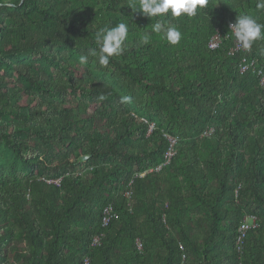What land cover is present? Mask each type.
Wrapping results in <instances>:
<instances>
[{
	"label": "trees",
	"instance_id": "trees-1",
	"mask_svg": "<svg viewBox=\"0 0 264 264\" xmlns=\"http://www.w3.org/2000/svg\"><path fill=\"white\" fill-rule=\"evenodd\" d=\"M256 4L208 0L170 20L179 44L140 45L155 18L129 0H0V264H264V40L231 55L229 28L240 14L264 23ZM119 22L124 53L81 64ZM217 32L230 37L211 50ZM244 56L255 72H240ZM166 135L176 154L150 172ZM247 215L257 227L239 253Z\"/></svg>",
	"mask_w": 264,
	"mask_h": 264
},
{
	"label": "clouds",
	"instance_id": "clouds-1",
	"mask_svg": "<svg viewBox=\"0 0 264 264\" xmlns=\"http://www.w3.org/2000/svg\"><path fill=\"white\" fill-rule=\"evenodd\" d=\"M207 4L208 0H129L128 8L134 13L140 12L152 21L155 18V23L152 22L150 25L151 33L142 34L138 43L140 45L149 44L151 34L154 33L171 45L179 44L183 34L178 25L171 23L170 20L184 16L195 17L198 11L204 9ZM256 8L264 10V0H257ZM229 28L236 43L243 49H250L255 42L264 40V23L259 22V19L252 15H238ZM128 39L129 25L126 22L107 25L95 33V47L89 48L87 55H81L79 62L86 64L89 57H92L99 66L108 67L113 57H119L124 53ZM98 99L103 101L105 96L100 95ZM120 102L129 104L132 102V97L121 96Z\"/></svg>",
	"mask_w": 264,
	"mask_h": 264
},
{
	"label": "built area",
	"instance_id": "built-area-1",
	"mask_svg": "<svg viewBox=\"0 0 264 264\" xmlns=\"http://www.w3.org/2000/svg\"><path fill=\"white\" fill-rule=\"evenodd\" d=\"M228 37H230V36L229 35L225 36L224 34H222L220 32L215 33L208 43L209 49H211V50L218 49L221 46L223 40L227 39ZM232 38H233V46L230 49L231 55H234L235 53H238V52H243L244 54L251 53V50H252L251 48L250 49H243L242 47H240L236 43L233 36H232ZM256 65H257L256 60H252V59L250 60L249 58H247V56H244L242 59V62H241V71L240 72L242 74H244L248 71L255 72L256 71ZM261 85L264 86V76H261ZM153 130H155L154 124L150 126L149 134H151L153 132ZM166 138L168 139V141L170 143V147L165 154V162L161 166H159L157 169L151 170L150 172H152V171L159 172L163 168V166L170 164L172 158L176 154L175 147L178 143V140L176 138H173V137L168 136V135H166ZM53 183L56 184L57 186H60V180L59 181H53ZM126 197L130 198L131 193L130 192L126 193ZM116 217H117V214L115 213L113 206H111V205L107 206L103 212V219H102L103 226L108 227L110 225V223ZM256 227H257V218L256 217L246 216L242 220L240 227L238 229V236H237V241H236V247H237V250L239 253H242L243 242L246 240V237H247L249 231L255 229ZM99 242H100V239L95 238L93 245L96 246L99 244ZM136 243H137L138 249L141 251L143 249L141 241L137 240ZM85 264H89V261L86 260Z\"/></svg>",
	"mask_w": 264,
	"mask_h": 264
},
{
	"label": "water",
	"instance_id": "water-1",
	"mask_svg": "<svg viewBox=\"0 0 264 264\" xmlns=\"http://www.w3.org/2000/svg\"><path fill=\"white\" fill-rule=\"evenodd\" d=\"M87 159H88V157H85V158H84V160H87Z\"/></svg>",
	"mask_w": 264,
	"mask_h": 264
},
{
	"label": "rangeland",
	"instance_id": "rangeland-1",
	"mask_svg": "<svg viewBox=\"0 0 264 264\" xmlns=\"http://www.w3.org/2000/svg\"><path fill=\"white\" fill-rule=\"evenodd\" d=\"M206 135H209V133H207Z\"/></svg>",
	"mask_w": 264,
	"mask_h": 264
}]
</instances>
